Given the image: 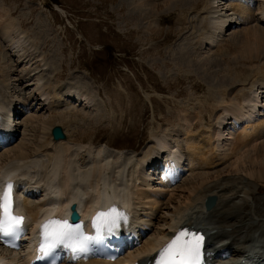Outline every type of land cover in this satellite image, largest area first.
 <instances>
[{"label":"bare ground","instance_id":"bare-ground-1","mask_svg":"<svg viewBox=\"0 0 264 264\" xmlns=\"http://www.w3.org/2000/svg\"><path fill=\"white\" fill-rule=\"evenodd\" d=\"M253 3L254 0H230L229 2L209 0L204 10L205 14H209L208 18L212 14L218 15L220 12L221 15L220 17H211V20L209 19L208 23L211 27L208 32H203L205 35L201 34L204 41L200 46L202 48L205 44V49L218 47L234 26L236 27L234 29L246 27L245 30L241 29V32L235 34L234 37L237 38L238 43L234 44V46L232 45V48L240 51L241 60L247 66L241 68L235 66V69L228 67V74L233 77L234 81L237 79V83H245L252 78L249 81L250 84L248 82V86L244 84L239 89L236 87L231 94L230 92H221L219 90L217 94L223 96L219 111L218 108L212 109L208 103L199 104L190 112H181L180 110L174 114V117L179 121L180 131L163 132L162 130L159 133L153 131L152 139L146 148L147 152L141 155L134 150H119L107 144L97 145L94 141L90 145L77 144L72 139L54 142L50 132L55 123L75 119L70 124L74 123L72 125L75 126V123H77L79 125L77 119L80 116L75 112L76 107H85L82 112L86 118H88L87 116L90 114H88V111L91 109L99 112V109H96L95 98L92 97L94 95L90 94L88 89L85 90L83 89L84 87H80V82L77 84V81L76 84L80 88H77L78 86L75 87L73 85L74 82L72 86L68 85L66 87L43 84L42 81H45L49 77L48 74H50L47 71L48 62L44 61L43 54H38L39 51L35 45L28 42L25 34L19 30L18 26L20 25L16 21L10 25H0L2 29L0 31V41L6 44L7 55L9 56L8 61H11V63L5 65L4 74H2L3 69L0 67L2 69L0 73L3 77V81H0V113L3 114V119L10 115L11 112L16 114L19 119L14 127L15 137L17 136L15 143L20 141V136L23 133V139L17 143V146L14 143V147L11 146L13 147L12 149L11 147L8 148V146L0 149V190L9 181L16 183L14 191L19 192L17 195L19 199L23 198V211L28 215L29 229H32V225L37 219L42 222L46 221L41 217V213L47 207V201H56L57 198L64 202L65 207L79 203L81 212L93 211L94 216L99 211H107L110 206H116L124 213L126 211L134 216L135 225H139L144 231L151 229L148 236L146 235L141 242L128 250L125 257L126 264H155L159 251L182 228L198 231V227L201 226L204 233L210 234L209 225L204 223L206 218L203 217L207 213L206 204L209 198L214 197L216 199L214 205V207L217 205L216 208H219L222 203L232 198L236 199L234 188H228L225 185L218 186L219 179L217 182H211L212 174H210V171L231 161L234 171L239 172L242 170L241 172L247 174L243 179H238L241 184L243 182L248 183L249 179L264 181V120L259 119L261 110L255 120L258 109L264 107V101L261 102V105H258L260 97L256 100L258 94H260L256 92V88L257 90L261 89V93L264 94V64H258L260 58L264 56V22L262 21L264 20V0H257L256 3ZM220 4L223 5V10H219ZM193 5L197 9L198 5L194 3ZM194 7L192 6V8ZM226 7L228 10H226ZM184 8L186 9V7ZM155 9H157V5L143 0H139V5L136 6V10L141 12L138 17L149 18L154 15L152 12ZM213 9L215 12L212 13L211 10ZM181 10L183 11V9ZM226 12H228V15H225ZM7 13H9L7 16L11 17L10 11ZM234 14L238 17L234 18ZM1 16L0 19L2 20ZM257 16H259V19L256 18ZM253 23L258 26H251L254 25ZM145 29L148 34L157 31L156 28L150 26ZM228 50L231 51V47ZM234 56L235 58L237 57L236 55ZM238 58L237 60H240ZM15 59H18V63L22 65H29L32 62L37 64L39 61L41 63L43 61L44 63L46 62L42 66L44 69H39L42 73L44 72V75L38 77L40 72L37 75L39 80L35 93L39 100H36L34 96L20 98L10 89L11 76H13L12 61ZM38 59L39 61H36ZM180 59L183 60L184 57ZM209 61L210 59L205 61V67L210 65ZM53 64L56 65L54 62ZM189 65H191L190 62ZM30 68H33V64H31ZM33 71L35 70L24 71L22 73L23 79L31 76ZM218 84L221 86L224 84L229 85L228 82L223 80L219 81ZM221 95L218 96L222 98ZM36 101L41 103L42 107L51 111L52 119L45 122L44 132L47 134L44 135H48L44 138L45 142L42 143L41 140L43 138L40 140L42 147H49L46 150L40 147L44 151L41 149L36 150L37 152L33 153L35 158L31 159L30 154H27L29 146L25 144L27 141L25 132L28 131V125L32 117L24 122L26 127L24 130H22L23 126L20 123V118L32 112V107L36 105ZM111 110L114 112L113 106ZM102 113L100 114L102 115ZM209 114L217 115L216 123L203 125V123H207L205 120ZM84 116L80 121H85ZM224 126H227V132H225L226 127L223 128ZM237 128H239L238 132ZM173 134L176 135L174 136ZM176 138L177 141L182 139L180 141L184 145L181 142L179 144L176 143ZM232 140L238 141L239 148H234L235 150L228 152L224 141H229L230 143ZM245 147H252L249 149H252L253 152L248 155L244 153L246 156H242L241 151ZM172 162H176L175 165H171ZM185 173L186 175L176 186L177 188L167 185V183L175 182L180 174ZM186 176L191 179L188 181L185 178ZM48 181L51 184L46 185ZM184 181L195 184L190 188H185L181 194H178L177 189L179 185H183ZM23 182L31 185L32 188L49 190L51 193L43 195L42 200L32 199L27 197L31 192L26 189V184ZM107 188L112 191L111 196L108 195ZM74 190L78 191V196L73 194ZM238 200L237 204L251 201L244 195L239 197ZM226 205L230 206L229 203ZM216 208L212 209L211 213H214ZM220 210L223 212L225 207L220 208ZM219 213L221 214V212ZM60 217L62 215L56 218ZM131 227H133L132 224L127 228L128 231H130ZM28 228H26V231H28ZM87 231L88 234L93 236L94 232H92L91 226L87 227ZM210 238L217 245L221 243L218 248L211 245L206 250L214 258L223 254L220 253V249H225L224 251L227 252L240 253L238 250L242 247V240L230 239L231 241H228L229 238H227L228 240L226 241L221 234L219 236L211 235ZM258 239L261 241H257V244L262 243L264 246V234L258 236ZM24 241L25 237L20 238L21 249L16 250V253L8 252V255H6V257L13 258L14 264H25L29 259H33L29 258V253L24 251V249L29 250V244L32 243L31 241L34 243V239L30 240L27 237V242L24 243ZM260 244L259 253L264 254V248L261 250L262 246ZM94 248L95 246L93 245L91 249L93 250ZM92 250L87 257L78 260H72L69 257L62 264H122L120 261L111 263L94 258ZM216 263L219 264L220 261L217 260ZM229 263L235 264L232 260Z\"/></svg>","mask_w":264,"mask_h":264},{"label":"rangeland","instance_id":"rangeland-1","mask_svg":"<svg viewBox=\"0 0 264 264\" xmlns=\"http://www.w3.org/2000/svg\"><path fill=\"white\" fill-rule=\"evenodd\" d=\"M143 1L157 5V9L152 12L154 15L149 18L138 17L141 13L136 10L139 0H0V25H10L16 21L28 42L34 44L38 54L42 53L44 61L48 62L47 71L50 74L47 72L49 77L42 83L47 86L66 87L72 86L74 82L76 87L80 82V87L88 89L89 93L94 95L92 97L95 98L99 112L91 109L86 118L82 112L85 107L79 106L75 110L80 116L77 119L79 125L70 124L75 119L55 123L57 126H63L70 139L77 144L90 145L94 141L97 145L107 144L119 150H134L139 152V155L145 154L153 131H180L179 121L174 114L180 110L190 112L203 103H208L212 109L218 108L219 111L223 100V96L217 94L219 90L231 94L236 87L239 89L244 84L248 86L252 80L250 78L245 83H237V79L234 81L228 74V67L235 69V66H247L241 60L240 51L232 48V45L238 43L235 34L246 27L230 30L218 47H200L204 41L202 35L211 27L209 19L221 15L220 12L208 18L209 14H205L204 10L209 0H177L178 3L175 0ZM193 3L199 8L196 9ZM219 10H223V5L220 4ZM9 11L11 17L7 16ZM211 12H215L214 9ZM253 24L251 26H258ZM148 26L156 28L157 34H148L145 29ZM230 47L231 51L228 50ZM7 52L6 44L0 41L2 74L5 65L11 63L8 61ZM183 57V60L180 59ZM208 59L210 65L205 67L204 63ZM44 61L37 64L32 62L33 68H30L31 64H19L18 59L12 61L13 76L10 89L20 98L34 96L39 100L35 92L38 77L44 75V72L40 71L44 69ZM258 64H264V56ZM52 65L54 66L51 68ZM24 69L35 71L23 79L22 73L26 71ZM221 80L229 85L221 86L218 84ZM0 81H3L1 73ZM79 86L77 88H80ZM260 91L256 88V92ZM112 106L114 112L111 110ZM32 108L30 114L20 118V123L24 130V122L32 117L28 131L25 132L29 142H25L29 146L28 152L25 151L34 159L33 153L35 154L36 150L44 151L49 147H42L41 144L48 136L44 135L47 134L44 132L45 122L52 119V114L38 101ZM83 116L85 121H80ZM209 116L205 120L207 123L203 125L216 123L217 115ZM22 139L23 133L20 141ZM180 140L177 141L176 138V143L181 142L184 145ZM224 142L228 152L239 148L238 141ZM245 148L241 151L242 156L253 152L249 149L252 147ZM228 164H222L210 171L211 182H217L219 179L218 186L234 188L236 199L222 203L220 208L225 207V210L222 212L219 208L214 214L204 217V223L211 227L213 236L221 234L226 241L227 238L228 241L242 240V246H249L250 240L253 241L254 237L264 234V181L249 179L248 183L241 184L238 179H243L247 174L241 172L242 170L234 171L231 161ZM189 179L191 178L187 177L188 181ZM188 181H184L182 186L179 185L178 194L195 184ZM241 194L251 201L237 204L239 197H243ZM228 203L230 206L226 205ZM210 241L214 242L212 239ZM244 248H241L242 251Z\"/></svg>","mask_w":264,"mask_h":264},{"label":"snow or ice","instance_id":"snow-or-ice-1","mask_svg":"<svg viewBox=\"0 0 264 264\" xmlns=\"http://www.w3.org/2000/svg\"><path fill=\"white\" fill-rule=\"evenodd\" d=\"M11 183L6 185L0 196V241L6 240L9 246L23 233L22 216L13 214V199ZM74 211V209H73ZM129 223V217L118 207L112 206L107 211H99L93 219L94 236L85 234L81 224H69L67 221L51 220L41 227V244L39 252L44 257H55L58 248L72 252L73 260L87 257L91 245L100 244L106 237L113 236L122 225ZM204 235L187 228H182L158 253L155 264H205Z\"/></svg>","mask_w":264,"mask_h":264},{"label":"water","instance_id":"water-1","mask_svg":"<svg viewBox=\"0 0 264 264\" xmlns=\"http://www.w3.org/2000/svg\"><path fill=\"white\" fill-rule=\"evenodd\" d=\"M53 136H54V140L55 141H58L59 139H65L66 136L64 134V131L61 127H56L54 130H53ZM215 202H216V199L214 197L212 198H209L207 200V204H206V208L207 210H212L214 205H215ZM74 209V211H73ZM72 212H73V215H72V221L73 222H77L79 220V214L77 212V206L74 205L72 207Z\"/></svg>","mask_w":264,"mask_h":264}]
</instances>
